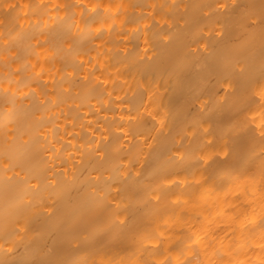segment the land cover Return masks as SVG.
Masks as SVG:
<instances>
[{"label": "bare ground", "instance_id": "bare-ground-1", "mask_svg": "<svg viewBox=\"0 0 264 264\" xmlns=\"http://www.w3.org/2000/svg\"><path fill=\"white\" fill-rule=\"evenodd\" d=\"M262 86L264 0H0V264H264Z\"/></svg>", "mask_w": 264, "mask_h": 264}, {"label": "snow or ice", "instance_id": "snow-or-ice-1", "mask_svg": "<svg viewBox=\"0 0 264 264\" xmlns=\"http://www.w3.org/2000/svg\"><path fill=\"white\" fill-rule=\"evenodd\" d=\"M14 6V5H11ZM223 6V5H220ZM261 95L264 96V86L261 87ZM262 137H264V132L261 133Z\"/></svg>", "mask_w": 264, "mask_h": 264}]
</instances>
